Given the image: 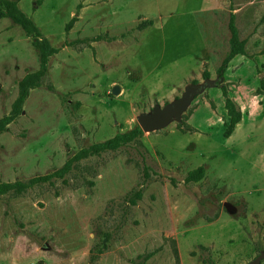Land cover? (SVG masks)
Here are the masks:
<instances>
[{
    "label": "rangeland",
    "instance_id": "obj_1",
    "mask_svg": "<svg viewBox=\"0 0 264 264\" xmlns=\"http://www.w3.org/2000/svg\"><path fill=\"white\" fill-rule=\"evenodd\" d=\"M204 69L179 121L81 153ZM262 81L264 0H0V264H264Z\"/></svg>",
    "mask_w": 264,
    "mask_h": 264
},
{
    "label": "trees",
    "instance_id": "obj_2",
    "mask_svg": "<svg viewBox=\"0 0 264 264\" xmlns=\"http://www.w3.org/2000/svg\"><path fill=\"white\" fill-rule=\"evenodd\" d=\"M235 15H230L229 20V29L231 32V38H230V49L228 54L223 58L221 64L219 65L217 69V80L220 81L217 86H221L222 93L224 96V107L226 109V116H225V122H224V133L222 136V140H225L230 134L232 133L235 125L241 120L242 118V111L238 107L237 103L228 96L227 89L221 82L224 73L226 69L229 67V64L231 60L237 55V54H244L245 53V44L244 41L239 38L238 29L237 26L234 23ZM203 79H209L210 78V72L207 69H204L202 73ZM196 82V81H195ZM217 83V82H216ZM264 89V82H261V86L258 89ZM24 95H22L19 99V102L24 98ZM142 134V129L140 126H135L133 129L129 130L128 132L118 133L114 137L109 138L108 140L104 142H100L97 144L92 145L86 150H83L81 153L85 154L88 151H92L95 153L101 152L105 149H113L116 148L123 143H126L130 140H135L138 136ZM68 169V164H66L63 168L48 174L46 176H41L38 178V180H44L47 181L51 179L52 176H62L64 174V171ZM204 174V166L200 165L196 169L192 170L190 172V177L194 180L200 179ZM36 180V181H38ZM23 184L19 181L11 182V183H0V193L8 192L9 190L17 187H21Z\"/></svg>",
    "mask_w": 264,
    "mask_h": 264
},
{
    "label": "water",
    "instance_id": "obj_3",
    "mask_svg": "<svg viewBox=\"0 0 264 264\" xmlns=\"http://www.w3.org/2000/svg\"><path fill=\"white\" fill-rule=\"evenodd\" d=\"M212 84L210 78L203 79L202 82L187 84L181 96L164 105L155 104L149 112L140 113L137 116L139 126L143 131H153L165 127L173 120L179 121L193 99ZM112 91L118 93L120 86L116 84ZM225 205L230 209L228 203H225ZM250 264H258V261L256 260Z\"/></svg>",
    "mask_w": 264,
    "mask_h": 264
}]
</instances>
